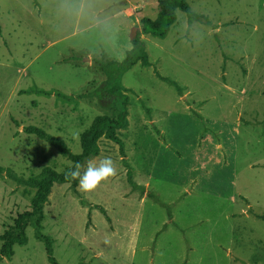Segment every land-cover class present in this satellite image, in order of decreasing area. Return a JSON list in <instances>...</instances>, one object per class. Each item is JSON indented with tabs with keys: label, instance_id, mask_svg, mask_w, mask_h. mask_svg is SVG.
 Returning <instances> with one entry per match:
<instances>
[{
	"label": "rangeland",
	"instance_id": "374dc122",
	"mask_svg": "<svg viewBox=\"0 0 264 264\" xmlns=\"http://www.w3.org/2000/svg\"><path fill=\"white\" fill-rule=\"evenodd\" d=\"M157 1L83 0L90 13L77 19L65 0H0V235L110 113L98 65L128 50L105 51L103 24L118 14L127 48ZM188 1L210 24L191 25L203 39L177 12L164 39L142 35L151 66L120 79L124 155L101 138L88 160L111 157L115 175L87 192L78 178L51 189L40 231L58 264H264V0ZM26 236L0 264H50L32 226Z\"/></svg>",
	"mask_w": 264,
	"mask_h": 264
},
{
	"label": "trees",
	"instance_id": "16d2710c",
	"mask_svg": "<svg viewBox=\"0 0 264 264\" xmlns=\"http://www.w3.org/2000/svg\"><path fill=\"white\" fill-rule=\"evenodd\" d=\"M157 7L158 14L155 19H141V30L135 29V34L131 35V49L126 52V57L121 63L102 62L98 65L99 69L107 77L104 82L106 87L103 93L108 96V100L110 101L108 105L110 113L96 117L88 132L81 139L82 153L72 157V167L66 173L72 170L77 162L82 165L88 160L97 157L100 152L98 141L101 138L118 145L121 154L124 155V145L118 137V131L124 130L128 126V102L124 94L126 90L122 86L120 79L126 71L138 64L141 67L151 66L142 35H150L154 38L164 39L176 22L177 12H182L186 15L189 25H192L194 22H200L206 26L210 25L204 16L197 15L191 10L188 0H158ZM154 73L159 80L174 87L181 94V88L176 82L162 77L157 70ZM66 173L51 174L47 180L40 183L32 211L18 216L14 222L12 231L0 235V262L4 259L10 260L13 257L14 246H21L27 243L26 229L28 226H32L35 237L45 246L48 262L50 264H58L53 257L52 240L42 234L40 229L44 216L43 209L48 201L53 185L59 183L77 186V179H71ZM127 174L128 179L131 180L129 169ZM95 208L100 209L103 214L105 213L101 207L95 206Z\"/></svg>",
	"mask_w": 264,
	"mask_h": 264
},
{
	"label": "clouds",
	"instance_id": "9594fccd",
	"mask_svg": "<svg viewBox=\"0 0 264 264\" xmlns=\"http://www.w3.org/2000/svg\"><path fill=\"white\" fill-rule=\"evenodd\" d=\"M63 10L68 17L77 19L90 13V7L83 0H80V2L65 0ZM91 14L94 15V13ZM122 23L118 14H116L114 20L106 21L102 27V32L105 33L103 38L105 51L117 60L123 59V52L131 49V44L127 45V48L120 44V38L123 34ZM189 33L196 42L203 39V33L198 25H190ZM71 134L73 139H76L79 136V131H72ZM80 169L81 165L77 162L75 167L66 175L70 176L71 179L78 178L79 188L85 192L93 190L102 181L114 176L116 171L111 157H104L98 162L88 161L82 172Z\"/></svg>",
	"mask_w": 264,
	"mask_h": 264
}]
</instances>
